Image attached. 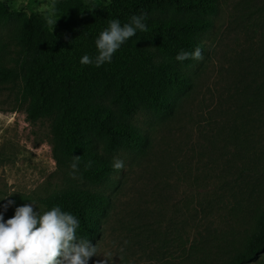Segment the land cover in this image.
<instances>
[{"label":"rangeland","instance_id":"obj_1","mask_svg":"<svg viewBox=\"0 0 264 264\" xmlns=\"http://www.w3.org/2000/svg\"><path fill=\"white\" fill-rule=\"evenodd\" d=\"M2 1L53 19L55 0ZM84 1L91 9L110 2ZM213 18L203 59L173 109L137 114L148 142L118 157L124 167L103 188L110 202L88 264H226L241 247L249 209L264 202V0H218ZM8 34L0 27V40ZM26 105L20 81L0 86V206L14 202L5 220L31 202L46 211L63 181L49 121H28Z\"/></svg>","mask_w":264,"mask_h":264},{"label":"trees","instance_id":"obj_2","mask_svg":"<svg viewBox=\"0 0 264 264\" xmlns=\"http://www.w3.org/2000/svg\"><path fill=\"white\" fill-rule=\"evenodd\" d=\"M217 10L218 0H110L98 9L84 0H55L53 26L39 14L10 11L0 0V27L9 30L7 39L0 40V86L20 81L27 120L49 121L63 181L44 204L47 210L60 206L78 217L82 239L93 243L98 237L110 202L103 188L119 171L113 169L114 160L148 142V134L135 123L137 114L162 116L173 109L191 84L188 71L199 61L175 57L197 46L203 55L202 38L213 28ZM141 14L147 17V31L129 38L111 63H80L84 54H97L95 40L110 20L123 25ZM239 142L248 150L247 140ZM260 154L264 158V151ZM74 156L80 159L77 170L70 167ZM263 206L249 209L241 247L234 255L226 251V264H249L261 255L264 264ZM250 222L259 226L248 227Z\"/></svg>","mask_w":264,"mask_h":264},{"label":"clouds","instance_id":"obj_3","mask_svg":"<svg viewBox=\"0 0 264 264\" xmlns=\"http://www.w3.org/2000/svg\"><path fill=\"white\" fill-rule=\"evenodd\" d=\"M146 15H133L129 22L121 24L119 19L109 21L95 40L97 54L94 57L84 54L80 63L95 64L100 67L111 63L113 54L137 31H147ZM57 20L50 19L55 26ZM54 28V27H53ZM203 59L200 47L188 52L180 50L175 60ZM80 163L74 156L70 167L77 170ZM92 161L86 165L91 167ZM113 169L120 170L124 162L115 159ZM0 198V199H4ZM14 203L8 201L0 206V264H88L89 259L97 255L96 245L78 235L80 220L74 214L53 206L41 212L34 202L17 206L14 215L5 220L4 212ZM37 209V210H34Z\"/></svg>","mask_w":264,"mask_h":264}]
</instances>
